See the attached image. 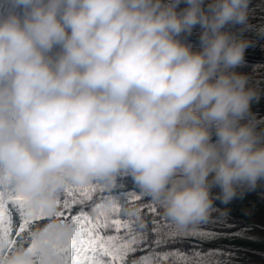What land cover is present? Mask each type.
Wrapping results in <instances>:
<instances>
[{"label": "clouds", "instance_id": "1", "mask_svg": "<svg viewBox=\"0 0 264 264\" xmlns=\"http://www.w3.org/2000/svg\"><path fill=\"white\" fill-rule=\"evenodd\" d=\"M178 3L10 0L0 12V180L53 212L66 185L114 186L128 174L184 229L209 216L214 195L226 202L264 179L257 92L230 70L249 41L224 29L246 20L248 0ZM195 24L198 50L179 36ZM48 223L0 264H59L53 242L75 225ZM33 234L39 260L25 243Z\"/></svg>", "mask_w": 264, "mask_h": 264}, {"label": "trees", "instance_id": "2", "mask_svg": "<svg viewBox=\"0 0 264 264\" xmlns=\"http://www.w3.org/2000/svg\"><path fill=\"white\" fill-rule=\"evenodd\" d=\"M207 5L209 0H203ZM186 5V0H179L178 10ZM10 6V0H0V12H4ZM19 10V9H17ZM264 0H248L247 18L244 22H228L224 29L249 41L245 48L243 62L233 66L236 72L243 73L247 76L246 86L253 87L257 96L253 97L250 102V115L259 121L258 127L264 126ZM202 27L195 24L191 32H181L180 38L191 44L194 50L200 48V33ZM59 46H54L53 52ZM247 118V117H246ZM245 118V119H246ZM241 122H244L243 120ZM211 139H217L214 126L210 129ZM116 192L135 191L141 193L134 183L132 177L128 174L118 176L115 189ZM220 192L218 186H213L212 194ZM102 192L97 188L93 196L99 200ZM103 195H107V190H103ZM152 201L149 196L142 193L140 200L129 197L125 202V207L131 211L138 209L142 222L148 227L147 237L148 247H138L134 252L126 256V264H131L132 260L138 259L149 252H164L168 249H181L185 253L199 248L200 251L208 253L204 257L207 264H264V179H259L255 187L246 185L238 186L236 194L228 201L213 196V207L206 219L199 221L196 225L184 228L197 229L199 235L183 234L164 245H157L154 249L151 242L154 235L151 232L152 220L156 216L158 219L165 218L161 214L159 207L155 211L151 210L148 205ZM79 205H73V208L79 210ZM86 211H91L89 204L83 205ZM158 214V215H157ZM135 220L136 217L132 216ZM170 223L172 221L165 218ZM46 218H40L31 223V227L42 226L47 223ZM114 228L105 229L106 233L114 232ZM124 232V229L120 230ZM30 241H25L28 243ZM218 250V251H217ZM155 264H181L180 258L169 256L163 259L160 256H153Z\"/></svg>", "mask_w": 264, "mask_h": 264}, {"label": "snow or ice", "instance_id": "3", "mask_svg": "<svg viewBox=\"0 0 264 264\" xmlns=\"http://www.w3.org/2000/svg\"><path fill=\"white\" fill-rule=\"evenodd\" d=\"M99 188L101 198L97 200L93 192ZM107 195H103V190ZM114 186H104L99 181H92L83 185L68 184L60 193L58 207L53 212L34 207L28 198L15 190L11 177L0 180V257H3L18 243L24 241V230L32 233L31 223L40 218L55 216L60 220L70 221L75 225L72 236L53 242L59 264H126V256L138 247H148L147 225L142 222L138 209L129 211L125 202L129 197L140 200L142 193L135 191L116 192ZM89 204L91 211H86L84 204ZM79 205V210L73 208ZM148 207L155 211L156 202H151ZM158 215V214H157ZM135 216L136 219H131ZM18 225V226H17ZM50 228L47 222L43 224ZM114 228L112 233L105 229ZM124 229V232L120 230ZM151 232L154 240L151 247L164 245L183 234L199 235L197 229H180L165 218L153 217ZM13 233L16 235L14 236ZM19 237V238H17ZM29 248L39 260L36 237L33 234ZM194 249L191 254L181 249H168L164 252H149L131 264H155L152 257L160 256L167 259L169 256L180 258L181 264H207L206 257L210 254ZM218 251V250H217Z\"/></svg>", "mask_w": 264, "mask_h": 264}, {"label": "rangeland", "instance_id": "4", "mask_svg": "<svg viewBox=\"0 0 264 264\" xmlns=\"http://www.w3.org/2000/svg\"><path fill=\"white\" fill-rule=\"evenodd\" d=\"M18 226V225H17ZM24 234L27 235V229L24 230Z\"/></svg>", "mask_w": 264, "mask_h": 264}]
</instances>
